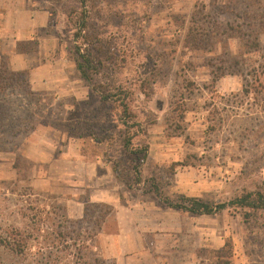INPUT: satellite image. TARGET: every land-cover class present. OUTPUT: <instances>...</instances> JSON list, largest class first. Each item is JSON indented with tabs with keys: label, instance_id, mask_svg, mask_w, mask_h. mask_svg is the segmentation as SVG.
I'll use <instances>...</instances> for the list:
<instances>
[{
	"label": "rangeland",
	"instance_id": "obj_1",
	"mask_svg": "<svg viewBox=\"0 0 264 264\" xmlns=\"http://www.w3.org/2000/svg\"><path fill=\"white\" fill-rule=\"evenodd\" d=\"M226 1L105 0L99 6L106 15L109 14L106 20L113 33L118 32L122 17L116 18L112 11H121L127 23L132 20L139 22L144 41L138 46L142 55L138 63L152 53L161 65L150 100L144 101V97L139 96L138 105L148 121L153 123L149 126V159L143 168L145 183L129 190L117 179L112 166L105 164L111 168L123 191L122 204L125 201L150 202L159 211L174 213L173 222L182 225L179 236L175 238L179 242L175 259H181L185 264H216V252L224 248L228 239L233 242V264H264V211L253 224H245L239 212L235 213L233 209L216 216L183 215L164 208L152 192L154 181L150 180L157 178L155 185L164 197L185 195L210 203H228L264 182V92L259 100L254 95L241 96L246 79L251 84L258 80L264 87V74H261L264 34L260 36L261 50L243 58L251 61L250 66L244 68L245 74L249 75H234V61L239 59L242 43L234 38V32L230 38L226 25L217 21L231 20L234 25V17L228 14L218 17L220 10L225 11L222 8ZM69 2L76 3L74 0ZM37 5L45 7L46 2ZM230 9V6L226 7V10ZM59 11V17L55 18L57 22L54 20L52 23L53 44L49 43V46L58 52L57 59L61 61L56 65L62 71L58 70L56 75L61 76L59 78L65 82V88L36 91L43 94L44 106L43 113L35 115L28 127L34 126L35 130L20 140L19 149H0V255L4 256L0 264H13L12 258L4 253L1 242L13 229H23L27 225L23 217L26 209L50 210V205H60L65 207L70 219L79 220L84 217V202L89 198L85 181L76 175L81 172L84 176L87 166L80 163L78 166L73 160H59L64 153L62 137L70 138L65 123L75 125L78 120H83L81 104L93 100L90 88L69 59V51L73 47L72 31L61 9ZM197 13L198 26L191 23ZM192 27L199 43L193 40L188 43ZM212 32L226 34L216 37ZM207 34L212 36L206 37ZM32 42L39 44L40 51L43 39L41 42L36 38ZM30 56L32 65L41 63L38 55ZM215 68L225 70L224 75L220 73L216 77L222 75L217 83L212 74ZM91 109H99L97 100L91 102ZM181 113L184 114L183 122L174 124L173 119L179 118ZM39 129L51 131L52 134L44 132L38 136L40 139L47 137L50 143H54L52 146L46 148L30 144L31 137ZM76 141L82 161L103 162L83 157L80 152L83 142ZM188 157H191L189 163L192 164L184 166ZM173 169V176L165 172ZM64 174H69V177H64ZM78 179L83 184L81 190L64 184ZM117 228L111 226L93 246L94 252L115 264V260L104 256L101 238L116 234Z\"/></svg>",
	"mask_w": 264,
	"mask_h": 264
},
{
	"label": "trees",
	"instance_id": "obj_2",
	"mask_svg": "<svg viewBox=\"0 0 264 264\" xmlns=\"http://www.w3.org/2000/svg\"><path fill=\"white\" fill-rule=\"evenodd\" d=\"M32 1L36 4H51L47 9L52 23L54 20L57 22L55 18L59 17L61 9L65 22L72 31L73 47L69 51V59L90 88L93 97L91 102L97 100L99 103V109H91V102L81 104L84 118L75 125L65 123L68 136L83 142L80 151L83 157L101 159L111 165L117 179L129 190L139 187L145 183L143 168L149 159V126L153 124L138 105L139 96H143L144 101L150 100L161 66L152 53L147 54L142 63H138L142 56L138 46L144 41L140 33L142 25L134 20L127 23L121 11H112L116 18H122L119 29L116 30L118 32H111L109 21L106 20L109 14L106 15L99 9L105 0H74L75 4L69 0ZM227 6H230V11L226 10ZM222 9L225 11L220 10L218 17L228 14L234 17V25L231 20L217 21L226 25V33L230 32V38L234 32V38L242 43L239 59L234 61V75L247 77L249 73L245 74L244 68L250 66L251 61L243 58L261 50L264 0H227ZM198 14L191 20L196 26L199 25ZM213 16L216 18L215 13ZM226 33L211 34L218 37ZM193 34L194 27L188 33V43L190 40L199 43V39ZM211 34L205 36L209 37ZM149 51L152 52V49ZM38 52L39 44L36 42L20 41L16 44V53L19 55L27 56ZM263 67L261 74H264ZM224 71L222 68L212 71L215 83L219 82ZM220 73L223 74L216 78ZM256 83L258 80L251 84L246 79L241 96L254 95L256 100L263 97L264 87L262 83ZM42 100L43 94L32 88L30 72L12 70L9 59L2 57L1 150L19 149V144L22 143L20 140H24L35 130L34 126L30 129L28 127L35 115L43 113ZM183 118L184 114L181 113L179 118L173 119L174 124H180ZM187 159L184 166L192 164L189 163L191 157ZM165 172L170 176L175 175L174 169L169 173ZM150 180L154 181L152 192L160 199L164 208L183 215L216 216L233 209L235 213L239 212L245 224H253L264 211V182L253 191H245L228 203H210L202 198L185 195L164 197L160 188L155 185L157 178L152 177ZM84 203V217L79 220L70 219L65 207L60 205H50V210L26 209L23 217L27 225L23 229H13L6 235L1 242L4 253L12 258L13 264H115L93 249L100 235L108 233L111 226L117 228L115 208L108 204L91 203L89 198ZM216 254V264H233L232 240L228 239L224 248ZM3 257L0 255V261Z\"/></svg>",
	"mask_w": 264,
	"mask_h": 264
},
{
	"label": "crops",
	"instance_id": "obj_3",
	"mask_svg": "<svg viewBox=\"0 0 264 264\" xmlns=\"http://www.w3.org/2000/svg\"><path fill=\"white\" fill-rule=\"evenodd\" d=\"M49 5L46 2L45 7H39L32 0H0V63L5 56L9 59L12 70H30L32 88L41 92L65 88V82L59 78L61 76L56 75L58 70L62 71L56 65L61 61L57 59L58 52L56 48L49 46V43L53 44L54 32L52 17L47 9ZM36 38L41 42L43 39L44 43H41V50L36 53L41 63L32 65L30 55L16 53V44L20 41H34ZM50 78L56 80L52 81ZM44 132L52 134L49 129ZM44 132L42 129L36 131L29 141L30 144L46 148L52 146L54 143H50L47 137L39 138L38 134ZM55 136L57 140V133ZM62 141L65 143L64 146L61 144L64 153L59 160H73L78 166L79 163L87 166L84 176L81 172L76 175L85 181L84 186L88 190L90 202L108 204L116 210L117 233L101 238L104 256L115 260L116 264H185L181 259H175L179 245L175 238L179 236L182 225L173 222L174 213L159 211L150 202L125 201L122 204L123 191L111 168L101 161H82L75 139L64 135ZM68 175L64 174V177L68 178ZM71 176L74 179L75 176ZM64 184L71 189L78 187V190L83 186L80 179ZM78 203L82 205L81 202Z\"/></svg>",
	"mask_w": 264,
	"mask_h": 264
}]
</instances>
